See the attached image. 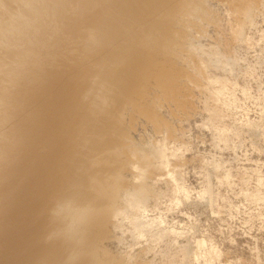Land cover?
Segmentation results:
<instances>
[{
  "label": "rangeland",
  "instance_id": "rangeland-1",
  "mask_svg": "<svg viewBox=\"0 0 264 264\" xmlns=\"http://www.w3.org/2000/svg\"><path fill=\"white\" fill-rule=\"evenodd\" d=\"M34 2L0 33L3 47L21 55L15 64L4 58L0 64V264H120L126 249L112 219V189L149 165L158 130L179 136L191 127L194 138L211 139L195 127L204 116L189 81L211 50L242 58L243 41L260 37L245 26L237 41L233 33L246 21L235 15L233 0ZM262 51L264 45L255 49ZM247 67L241 64L237 74ZM161 97L171 107L154 112L152 101ZM223 155L232 160L243 152ZM232 176L239 193L242 173ZM228 192L226 183L221 194ZM184 210L202 225L211 220L214 230L227 228L225 221L240 224L227 213L213 215L206 203Z\"/></svg>",
  "mask_w": 264,
  "mask_h": 264
},
{
  "label": "clouds",
  "instance_id": "clouds-1",
  "mask_svg": "<svg viewBox=\"0 0 264 264\" xmlns=\"http://www.w3.org/2000/svg\"><path fill=\"white\" fill-rule=\"evenodd\" d=\"M233 4L235 15L246 21L239 32L233 33L237 41L245 26L255 29L260 37L257 41L249 35L243 41L248 54L254 53L256 63L249 62L248 54L233 59L211 50L209 60L200 63L189 81L199 93L204 116L195 127L211 139L194 138L191 127L179 136L158 130L152 140L149 165L136 171L126 184L112 189V219L122 233L121 247L126 249L121 252L120 264H264V51L255 53L264 45V0H233ZM241 64L248 67L238 75ZM253 83L258 88H253ZM165 105L171 107L166 99L157 98L152 101V110L163 112ZM206 144L212 150L200 151ZM226 152H243V156L228 160L223 155ZM233 163L241 167L232 169ZM233 171L242 173L239 193L235 191L240 185L235 183ZM222 172L224 179L219 177ZM190 177L196 178L195 184ZM226 183L229 192L222 195ZM233 195L237 200L243 197L245 202L234 204L228 198ZM192 202L206 203L213 215L227 213L230 220H239L240 224L225 221L227 228L217 230L211 228V220L202 225L199 216L184 210ZM86 211L79 217L80 223ZM178 216L185 217L186 222ZM236 233L252 243L239 245L242 237ZM245 249L249 256L243 254Z\"/></svg>",
  "mask_w": 264,
  "mask_h": 264
},
{
  "label": "bare ground",
  "instance_id": "bare-ground-1",
  "mask_svg": "<svg viewBox=\"0 0 264 264\" xmlns=\"http://www.w3.org/2000/svg\"><path fill=\"white\" fill-rule=\"evenodd\" d=\"M49 1H52V0H47L48 4H50ZM27 4L34 6L35 2H34V0H0V33L5 32V31H7V29L12 27L13 21L17 16L27 15V13L24 12V11H26V5ZM28 24H29V22L26 21V24H24V26H27ZM0 43H1V45H0V64H2L1 61L3 60V58H4V60L7 59L8 65L10 63L15 64V62H17L20 59L19 56H21V55L15 54L13 52H12L13 55L10 54L11 52L9 53V50H6L3 47L4 44L1 41H0ZM5 63H6V61H5ZM5 63L2 66H5ZM10 65H12V64H10ZM9 257H11V256L9 255L8 258Z\"/></svg>",
  "mask_w": 264,
  "mask_h": 264
}]
</instances>
